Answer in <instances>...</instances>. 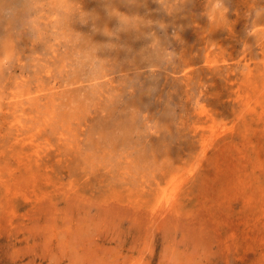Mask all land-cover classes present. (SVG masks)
<instances>
[{
	"label": "rangeland",
	"instance_id": "rangeland-1",
	"mask_svg": "<svg viewBox=\"0 0 264 264\" xmlns=\"http://www.w3.org/2000/svg\"><path fill=\"white\" fill-rule=\"evenodd\" d=\"M0 264H264V0H0Z\"/></svg>",
	"mask_w": 264,
	"mask_h": 264
}]
</instances>
